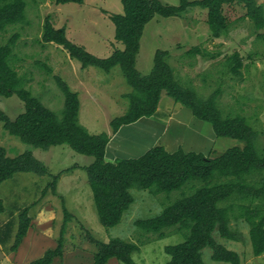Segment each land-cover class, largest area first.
<instances>
[{
	"label": "rangeland",
	"instance_id": "374dc122",
	"mask_svg": "<svg viewBox=\"0 0 264 264\" xmlns=\"http://www.w3.org/2000/svg\"><path fill=\"white\" fill-rule=\"evenodd\" d=\"M23 1V19L0 30V44L15 36L9 63L23 78V86L61 118L64 94L55 79L61 77L78 94L80 124L91 134L111 133L109 123L126 112L128 99L124 95L132 91L121 68L116 65L108 72L95 66L83 68L62 46L43 43L41 30L45 18L49 17L54 27L65 29L70 41L84 46L97 57H107L115 47L122 48V44L114 39L115 28L106 14L122 13L121 0H84L82 4L59 5L53 0ZM256 1L264 9V0ZM224 14L229 20V29L217 38L212 37L206 22V9L190 7L180 16L155 15L142 31L135 68L141 75L149 74L155 52L167 50L166 61L175 80L193 90L201 101L216 93L220 112L224 116L244 117L255 132L256 148L261 150L264 148V25L257 29L247 17L245 7L236 1L224 5ZM193 46L218 54L215 58H206L200 53L187 54ZM235 53L241 60L239 74H234L228 66V58ZM0 110L14 119L23 112V102L16 94L0 95ZM154 117V120L144 117L135 124L120 127L109 148L116 143L119 158L138 157L155 145L167 146L170 152L180 148L185 152L215 157L242 144L238 139L217 136L209 122L197 119L189 108L175 102L165 92ZM0 144L11 157L24 151L32 152L49 172L46 175L32 171L16 172L0 183L3 205L0 212V246L3 247L0 260L12 255L9 260L2 259L0 264H29L46 250L57 246L63 227V256L56 259V264H93L97 247L87 238V233L101 242L118 237L138 244L140 249L132 254L135 264H166L170 255L165 252V246L182 242L188 232L187 229L177 230L178 225L177 228L166 227L163 229L165 236L159 238L157 233L145 229L138 221L153 218L178 198L192 194L194 190L189 185L200 181L190 180L181 189L172 191L132 187L130 193L134 201L116 226L106 228L99 222L87 174L82 168L92 162L91 156L79 154L67 144L36 148L10 135L1 122ZM54 175H59L55 183L56 194L52 193L51 186ZM45 188L46 193H43ZM228 201L219 205L224 206ZM232 202H236L235 199ZM43 204L55 212V218L44 225L47 230L42 229L39 234L37 230L40 228L33 223L17 249L9 251L15 240L19 213L26 208L32 217ZM63 206L72 214L66 224L63 223ZM237 214V209L230 213V228L239 233V240L221 238L216 232L214 238L225 248L235 251L240 264H264V253L253 254L249 226L244 218H236ZM8 222L9 228L6 226ZM4 230L6 234L1 235ZM211 254L210 247L202 249L204 264H230L212 259ZM29 259L31 261L27 262ZM106 264L123 263L110 258Z\"/></svg>",
	"mask_w": 264,
	"mask_h": 264
},
{
	"label": "trees",
	"instance_id": "16d2710c",
	"mask_svg": "<svg viewBox=\"0 0 264 264\" xmlns=\"http://www.w3.org/2000/svg\"><path fill=\"white\" fill-rule=\"evenodd\" d=\"M53 1L57 5L84 2ZM235 1L245 7L247 17L252 19L257 29L264 25V9L256 0H179L178 4L164 3L162 0H121L122 13L106 14L115 28L114 39L122 44V48L115 47L104 58L97 57L84 46L70 41L63 27H54L51 19L45 18L41 30L43 43L52 42L62 46L83 68L95 66L108 72L118 65L132 87V91L124 95L128 99L126 112L109 123L111 133L91 134L80 124L78 94L61 77L56 76L57 85L64 94L63 116L59 118L23 86V78L10 65L15 36L7 43L0 44V95L9 97L16 94L24 106L23 112L14 119L0 110L3 129L36 148L48 149L67 144L75 152L91 156L92 162L82 168L87 174L101 225L111 228L120 222L124 212L134 201L130 193L132 187L172 191L181 189L190 180L200 181L189 185L194 190L192 194L178 198L157 216L138 221L145 229L157 233L159 238L165 236L163 229L166 227L178 225L177 230L187 229L182 242L165 246V252L170 255L166 264H204L201 251L206 246L212 250V259L240 264L238 254L225 248L214 238L216 232L221 238L239 240V233L230 228V213L234 209L238 210L235 217L244 218L249 226L253 254L259 256L264 253V148H256L254 130L242 116H224L216 105V93L201 101L193 90L179 84L166 61L169 55L167 50L155 52L154 65L149 74L141 75L135 68L142 31L155 15L180 16L190 7L206 9V22L212 37L217 38L229 29L224 5ZM24 11L23 0H0V30L7 24L21 21ZM194 53H200L206 58H215L218 54L199 46L187 50L189 55ZM228 59L230 70L239 74L241 60L238 55L235 53ZM163 92L175 102L189 108L197 119L209 122L217 136L238 139L242 144L228 148L215 157L205 156L200 152H185L180 148L170 152L163 145H155L135 158L118 157L113 162L106 161L105 151L110 136L123 125L152 116ZM29 171L38 175L49 173L32 152L24 151L11 157L0 144V183L16 172ZM58 177L59 175L53 176V194H56L55 183ZM43 193H46V188ZM233 199L236 202H232ZM225 201L228 203L219 205ZM2 211L0 200V212ZM28 212L25 208L18 215L17 232L9 251L17 249L31 225L32 217ZM63 212V223L66 224L72 214L64 206ZM6 224L9 228L10 223ZM61 229L57 246L46 250L41 257L29 264H51L55 258L63 256L64 227ZM5 234L4 230L1 235ZM87 234V238L97 247L93 264H106L110 258L123 264H135L132 254L140 249L138 244L118 237L101 242Z\"/></svg>",
	"mask_w": 264,
	"mask_h": 264
},
{
	"label": "crops",
	"instance_id": "0c3cea01",
	"mask_svg": "<svg viewBox=\"0 0 264 264\" xmlns=\"http://www.w3.org/2000/svg\"><path fill=\"white\" fill-rule=\"evenodd\" d=\"M157 110H158V108H157ZM157 110H156V112H157ZM156 112L152 115V116H150L149 117V119L148 120H154V116H155V114H156ZM156 117H158V116H156ZM143 118L144 117H142V118H140L139 119V121H141V120H143ZM160 119V118H159ZM138 120L136 121V122H134V123H131V124H135V123H137V122H139ZM161 121V120H160ZM160 121H158L159 123H160ZM128 125H130V124H128ZM123 126H125V125H123ZM120 129V128H119ZM119 132L117 131L116 132V134H118ZM116 134H114L113 135V137H112V139H110V141L108 142V144H107V146H106V151H105V160L106 161H110V162H113L114 160H115V158L116 157H118V152H119V150L115 147V145H116V143H114V145L111 147V148H109V144H111V142H112V140H113V138H115V135ZM147 147H150V146H147ZM165 147V146H164ZM166 149H167V146L165 147ZM168 150V149H167ZM169 151V150H168ZM173 152V151H172ZM143 154V153H142ZM132 158V157H131ZM32 217H33V220L31 221V225H30V227H29V230H31L32 229V225H33V223L35 224V226H36V228H40V230H37L38 232H39V234H41L42 233V229H46L47 230V228H45L44 227V225H45V223H47L48 221H51V220H53V218H55V212H54V210L52 209V208H50L49 206H46V205H40L39 207H38V209L36 210V212H34L33 213V215H32ZM38 240V239H37ZM39 240H41V237L39 238ZM22 241H23V239H22ZM22 241H21V243H22ZM32 242V241H31ZM20 243V244H21ZM3 247L2 246H0V249H2ZM12 253V252H11ZM3 254L4 255H6L4 252H3ZM44 254V253H43ZM65 255V254H64ZM12 255H6V257L5 258H2L1 257V260H0V262L2 263L3 261H2V259H7V260H9L10 259V257H11ZM41 257V256H40ZM56 259H59L58 257L57 258H55L53 261H52V263L51 264H56L57 263V261H56ZM110 260V259H109ZM108 260V261H109ZM29 261H31L30 259L27 261V262H29Z\"/></svg>",
	"mask_w": 264,
	"mask_h": 264
}]
</instances>
